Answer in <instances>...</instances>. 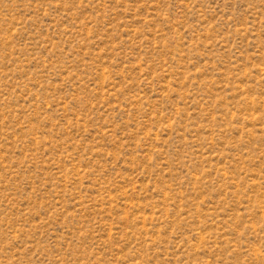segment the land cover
Segmentation results:
<instances>
[{"label":"rangeland","instance_id":"obj_1","mask_svg":"<svg viewBox=\"0 0 264 264\" xmlns=\"http://www.w3.org/2000/svg\"><path fill=\"white\" fill-rule=\"evenodd\" d=\"M0 264H264V0H0Z\"/></svg>","mask_w":264,"mask_h":264}]
</instances>
